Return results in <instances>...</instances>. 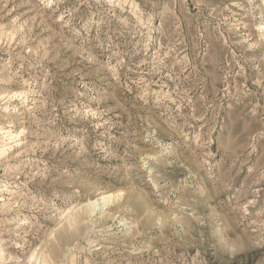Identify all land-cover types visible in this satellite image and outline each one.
I'll use <instances>...</instances> for the list:
<instances>
[{
	"label": "rangeland",
	"instance_id": "374dc122",
	"mask_svg": "<svg viewBox=\"0 0 264 264\" xmlns=\"http://www.w3.org/2000/svg\"><path fill=\"white\" fill-rule=\"evenodd\" d=\"M263 1L0 0V264H264Z\"/></svg>",
	"mask_w": 264,
	"mask_h": 264
},
{
	"label": "bare ground",
	"instance_id": "6f19581e",
	"mask_svg": "<svg viewBox=\"0 0 264 264\" xmlns=\"http://www.w3.org/2000/svg\"><path fill=\"white\" fill-rule=\"evenodd\" d=\"M102 200L105 203L106 199L104 197H102ZM99 201H100L99 198H95V199L91 200L90 202H88V205L91 207L92 212L96 208Z\"/></svg>",
	"mask_w": 264,
	"mask_h": 264
}]
</instances>
